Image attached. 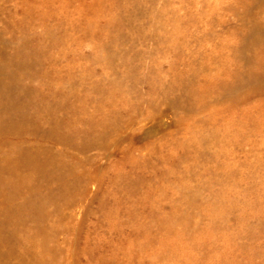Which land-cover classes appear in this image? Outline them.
<instances>
[{"label":"rangeland","instance_id":"rangeland-1","mask_svg":"<svg viewBox=\"0 0 264 264\" xmlns=\"http://www.w3.org/2000/svg\"><path fill=\"white\" fill-rule=\"evenodd\" d=\"M0 264H264V0H0Z\"/></svg>","mask_w":264,"mask_h":264},{"label":"bare ground","instance_id":"bare-ground-1","mask_svg":"<svg viewBox=\"0 0 264 264\" xmlns=\"http://www.w3.org/2000/svg\"><path fill=\"white\" fill-rule=\"evenodd\" d=\"M19 60H20V59H19ZM26 60H27V58H26V56H25V59H23V63H26ZM38 211H39V213L41 214V213H42V208L39 209V207H38Z\"/></svg>","mask_w":264,"mask_h":264}]
</instances>
